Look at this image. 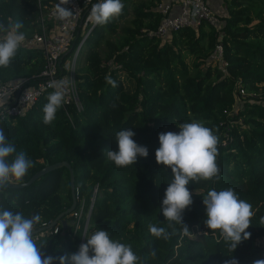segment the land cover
Segmentation results:
<instances>
[{"label":"trees","instance_id":"trees-1","mask_svg":"<svg viewBox=\"0 0 264 264\" xmlns=\"http://www.w3.org/2000/svg\"><path fill=\"white\" fill-rule=\"evenodd\" d=\"M53 1L0 0V22L22 21L20 31L28 38L39 29V5ZM160 2L122 0L118 17L92 29L76 73L81 109L70 106L67 112L61 107L46 125L43 106L49 94L44 93L24 113L0 120L17 151L34 161L22 182L57 161L66 160L73 169L75 209L81 210L77 230L71 213L63 216L65 226L55 225L57 232L48 227L71 204L67 167L50 170L29 185L0 190V207L26 218L42 217L34 231L39 230L37 243L46 256L78 251L87 221L86 235L108 230L111 238L132 246L138 264H224L232 257L239 264H253L264 259L258 245L264 238V0H222L225 14L216 15L218 29L202 20L161 37L148 34L161 20ZM218 40L224 70L215 62L212 66L210 58ZM189 56L194 59L187 61ZM42 62L39 48L21 46L11 64L0 67V83L27 77L34 81L30 76L40 71ZM240 87L256 95L239 96ZM236 101L241 106L234 111ZM193 120L203 121L218 138L220 179L190 181L193 203L183 213L189 228L185 234L181 225L169 226L160 211L173 175L169 166L157 163L155 153L160 132H179L178 124ZM127 128L149 155L117 167L106 151H118L115 134ZM229 187L254 212L246 229L251 236L234 252L219 230L204 224L203 195ZM149 224L169 233L175 228L176 234L169 240L156 238Z\"/></svg>","mask_w":264,"mask_h":264},{"label":"clouds","instance_id":"clouds-1","mask_svg":"<svg viewBox=\"0 0 264 264\" xmlns=\"http://www.w3.org/2000/svg\"><path fill=\"white\" fill-rule=\"evenodd\" d=\"M69 0H60L56 5L57 18L64 20L73 15V11L62 6ZM124 8L122 0H99L92 5L90 19L96 25H105L112 18L118 17ZM24 27L22 21L5 24L0 22V67H8L12 59L26 39L20 31ZM115 87V82L109 80ZM66 80H53L49 87L54 89L43 106V123L51 124L58 109L65 101ZM179 132L167 131L159 133V147L156 149V161L169 166L173 179L169 182L160 206L169 226L173 223L181 225L185 234L188 226L184 222L183 213L193 203L192 193L187 187L190 181L201 179H220V169L216 158L218 155V138L203 121L193 120L178 124ZM135 132L123 129L115 134L118 151L107 149L106 158L117 167L135 164L138 157H147L149 150L138 144L133 137ZM12 157V159H9ZM34 167V161L23 151H17L13 142L6 137L0 128V190L14 183L23 181L28 170ZM206 219L204 224L213 231L219 230L229 250L234 252L238 245L251 236L246 231L251 224L254 212L252 205L241 199L236 191L229 187L217 191L210 189L203 195ZM39 214L26 218L22 212H13L0 207V264H138L140 257L136 255L130 244L121 243L110 237L105 229L96 230L85 235L87 241L79 245L78 251L62 256L45 255L43 245L34 239L35 226L41 222ZM264 225V217L260 220ZM150 233L156 238L169 240L176 234L175 228L169 233L165 227L149 224ZM151 255L155 257L153 250ZM224 264H239L232 257ZM253 264H264V259H257Z\"/></svg>","mask_w":264,"mask_h":264},{"label":"built area","instance_id":"built-area-1","mask_svg":"<svg viewBox=\"0 0 264 264\" xmlns=\"http://www.w3.org/2000/svg\"><path fill=\"white\" fill-rule=\"evenodd\" d=\"M97 2L99 0H69L67 5L62 6L73 11V15L64 20L57 18L56 5L60 3V0H55L50 5H39L37 16L39 29L26 38L21 46L39 48L43 59L41 69L30 76L36 77L34 81H30L27 77L0 83V120L24 113L39 96L54 91L49 87V83L53 80L69 82L62 108L67 112L70 106L81 109L76 73L82 59L85 41L96 26L90 19V10ZM175 6L177 9L172 12L174 8L172 3L158 5L162 17L158 26L150 31L149 35L165 36L184 26H198L202 20H206L217 29L221 26L218 17L206 0H178ZM3 35L2 33L0 38ZM222 51V44L218 40L212 49L210 58L223 69ZM255 95V92L248 93L242 87L239 88V96L252 97ZM92 204L91 201L88 214ZM71 215V224L73 229L77 230L80 227L81 210L74 209ZM52 231L57 232L58 226H55ZM86 231L87 221L81 235V243L86 242ZM39 236L38 232L34 233L36 241Z\"/></svg>","mask_w":264,"mask_h":264},{"label":"water","instance_id":"water-1","mask_svg":"<svg viewBox=\"0 0 264 264\" xmlns=\"http://www.w3.org/2000/svg\"><path fill=\"white\" fill-rule=\"evenodd\" d=\"M67 167L68 171H69V183H70V193H71V204L69 207H67L66 209H64L63 211H61L56 217L55 219L48 225V227H52L54 225H56L58 222H60L61 224H63V226L66 225V218H63L64 215H68L72 212V210L75 209L76 207V203H77V195H76V189H75V184H74V173H73V169L70 166V164L66 161V160H61V161H57L51 164H47L44 167H42L41 169L35 171L27 181L21 182V183H14L12 185H10L9 187H23L26 185H29L30 183H32L35 179H37L38 177H40L41 175H43L44 173L56 169L58 167ZM43 229V228H42ZM39 230L34 231V233H37Z\"/></svg>","mask_w":264,"mask_h":264},{"label":"crops","instance_id":"crops-1","mask_svg":"<svg viewBox=\"0 0 264 264\" xmlns=\"http://www.w3.org/2000/svg\"><path fill=\"white\" fill-rule=\"evenodd\" d=\"M177 2H178V0H161L160 3L161 4L162 3H172V5H174L172 12H175L177 9V7L175 6L177 4ZM206 2L209 5V7L212 9V11L214 12L215 15L222 16L225 14V8L223 6L222 0H206ZM260 242L262 243L261 246H263L264 245V239H262V241L260 240Z\"/></svg>","mask_w":264,"mask_h":264},{"label":"rangeland","instance_id":"rangeland-1","mask_svg":"<svg viewBox=\"0 0 264 264\" xmlns=\"http://www.w3.org/2000/svg\"><path fill=\"white\" fill-rule=\"evenodd\" d=\"M133 1V0H132ZM122 22V21H121ZM122 24V23H121ZM189 59L193 60L194 56H189L186 60L189 61ZM212 66H214V62L212 63ZM202 67V65L197 66V69H200ZM241 106L239 101H236L234 104V111L238 109V107ZM0 128H2V123L0 122ZM264 239V238H262ZM262 239H260L262 241ZM258 245L261 246V243H259ZM262 251L264 252V245L261 246Z\"/></svg>","mask_w":264,"mask_h":264}]
</instances>
